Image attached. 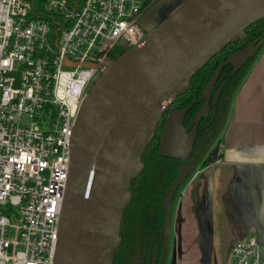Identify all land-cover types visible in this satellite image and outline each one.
I'll use <instances>...</instances> for the list:
<instances>
[{
  "label": "water",
  "instance_id": "water-1",
  "mask_svg": "<svg viewBox=\"0 0 264 264\" xmlns=\"http://www.w3.org/2000/svg\"><path fill=\"white\" fill-rule=\"evenodd\" d=\"M161 3L154 2L139 21L146 31L143 42L107 59L82 99L73 127L71 166L53 264H112L121 240L122 215L131 198L129 186L143 168L142 155L161 116L188 88L198 69L264 17V0ZM164 9L165 17L153 24ZM263 46L264 37L231 55L226 63L234 72ZM224 64L203 89L207 100ZM184 112L169 111L166 117L168 123L174 116L173 129L181 128L184 152L160 150L161 154L184 158L190 151L196 133L195 128L189 132L183 127ZM205 112L206 108L201 109L194 122ZM191 168L192 164L181 168L174 188L191 174ZM212 168L211 163L206 171ZM208 199L210 203V189ZM254 225L259 264H264V219ZM209 235L206 230L201 239V264H210Z\"/></svg>",
  "mask_w": 264,
  "mask_h": 264
},
{
  "label": "built area",
  "instance_id": "built-area-1",
  "mask_svg": "<svg viewBox=\"0 0 264 264\" xmlns=\"http://www.w3.org/2000/svg\"><path fill=\"white\" fill-rule=\"evenodd\" d=\"M157 0H0V264H53L83 97ZM231 264H259L255 235Z\"/></svg>",
  "mask_w": 264,
  "mask_h": 264
},
{
  "label": "crops",
  "instance_id": "crops-1",
  "mask_svg": "<svg viewBox=\"0 0 264 264\" xmlns=\"http://www.w3.org/2000/svg\"><path fill=\"white\" fill-rule=\"evenodd\" d=\"M173 117L168 123L165 118L159 148L182 154L181 128L173 129ZM219 150L212 170L206 171L210 164L196 170L181 190L179 210L188 239L180 264H201L206 230L210 264H231V245L257 236L254 224L264 219V46L231 96Z\"/></svg>",
  "mask_w": 264,
  "mask_h": 264
},
{
  "label": "flooded vegetation",
  "instance_id": "flooded-vegetation-1",
  "mask_svg": "<svg viewBox=\"0 0 264 264\" xmlns=\"http://www.w3.org/2000/svg\"><path fill=\"white\" fill-rule=\"evenodd\" d=\"M173 3L174 2H172V4ZM166 13L167 10L165 9L164 12L157 13L154 17L153 24L164 18ZM127 48L129 47L125 44L116 45L108 52V56L116 58ZM204 98V104L201 109L206 108V112L200 120H206L211 111L209 104L210 100H207L206 97ZM221 114L222 112L218 114V117H220ZM224 119L219 120L218 128L215 127V125H210V121L207 122L206 120L204 127L207 129V133L199 145H195V136L192 147L184 158L174 157V160L170 164L176 165L178 170L176 176L170 183H167L169 177L167 175V168L169 166L166 169H160L159 174L156 173L152 175L151 178H154L155 182H151L147 186V188L149 187V193H145V198H140V194L144 191L141 190L142 185L139 184V181L134 185L130 183L131 188L129 186V191L131 193V198L124 209V215H122L123 217L119 230L121 238L119 261L125 258L127 260L126 264H180L179 260L185 250L182 243L186 241L188 237L183 233V219L180 215L178 201L179 196L183 185L196 170H201L221 156L219 150L220 127L222 128ZM197 123H195L193 119L188 125H182L190 132L195 126L197 127ZM162 128L163 126L159 130L156 129L154 134V136H158V153H160L159 143ZM214 144L215 148L213 149ZM212 150L215 152V160L206 163V159ZM191 164L192 168L189 171L191 174L186 175L184 180L174 188L173 184L181 168L190 166ZM148 180L150 179L148 178ZM172 190L173 192L169 195ZM168 200L169 203L167 202ZM190 249L191 247L189 246V252ZM115 264H117V256Z\"/></svg>",
  "mask_w": 264,
  "mask_h": 264
},
{
  "label": "trees",
  "instance_id": "trees-1",
  "mask_svg": "<svg viewBox=\"0 0 264 264\" xmlns=\"http://www.w3.org/2000/svg\"><path fill=\"white\" fill-rule=\"evenodd\" d=\"M34 8L41 7V0H29ZM264 37V17L257 20L255 23L249 25L243 32V34L238 37L233 42L227 44L224 48H222L219 52H217L212 58H210L200 69H198L195 74L192 76L188 88L179 96H177L174 101L169 105L165 113L161 116L156 129H160L164 122L165 118L169 111H175L179 109H185L183 122L182 124L188 125L192 122L198 112L201 110L204 104V95L203 89L205 88L208 80L217 69V67L225 63L222 67L218 78L210 92L209 104L211 111L207 116V122L210 121V125H215L218 128L219 120L224 119V115L228 110L229 102L232 94L240 84L242 78L244 77L246 71L250 67L253 58L256 54L252 55L248 60L236 71L232 72L233 67L226 61L230 58L234 53L245 48L249 43L254 41L259 42ZM221 86V88H220ZM220 88V90H219ZM218 93V94H217ZM222 112L220 117L218 114ZM202 119V118H201ZM206 120H199L195 126V145H199L202 139L205 137L207 133V129L204 127V123ZM219 130V129H218ZM221 130V127H220ZM219 130V131H220ZM218 132V131H217ZM219 133V132H218ZM157 140L158 136L155 135L153 139L149 142L146 147L143 155H142V163L143 168L138 176L133 179L131 185L139 184L142 185L141 190L144 191L140 194V198H145L146 194L149 193V187L147 186L151 182H155L154 178H151L152 175L156 173L159 174L160 169L168 170L167 175L169 176L167 179V183H170L177 173V166L170 164L174 157L169 155L158 153L157 150ZM214 150L210 152L206 159V163H209L215 160ZM162 176V175H161ZM148 178L150 180H148ZM131 188V186H130ZM124 215V212H123ZM123 217V216H122ZM120 244L115 250L114 258L112 264L116 262L117 256V264H126L127 260L124 258L122 261L120 259Z\"/></svg>",
  "mask_w": 264,
  "mask_h": 264
},
{
  "label": "rangeland",
  "instance_id": "rangeland-1",
  "mask_svg": "<svg viewBox=\"0 0 264 264\" xmlns=\"http://www.w3.org/2000/svg\"><path fill=\"white\" fill-rule=\"evenodd\" d=\"M167 1H168V0H162V3H161V4H163V3L166 4ZM216 146H217V145H216ZM214 148H215V144H214V146H213V149H214Z\"/></svg>",
  "mask_w": 264,
  "mask_h": 264
}]
</instances>
